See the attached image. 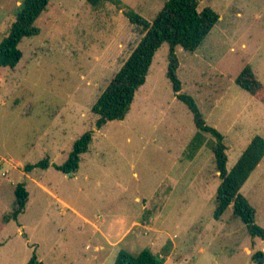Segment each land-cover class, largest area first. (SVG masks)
I'll use <instances>...</instances> for the list:
<instances>
[{
    "label": "rangeland",
    "instance_id": "1",
    "mask_svg": "<svg viewBox=\"0 0 264 264\" xmlns=\"http://www.w3.org/2000/svg\"><path fill=\"white\" fill-rule=\"evenodd\" d=\"M120 1L123 9L52 0L36 21L40 33L20 43V62L0 66V264H28L34 253L44 264H114L120 250L136 254L145 247L169 258L165 264H255L253 238L233 206L214 217L220 183L214 137L205 133L204 145L191 153L198 129L167 76V42L127 117L96 127L92 105L143 33L124 10L152 21L167 0ZM23 2L0 0V41ZM199 2L200 10L210 6L220 19L195 52L177 46L182 92L221 129L246 108L244 116L258 126L241 118L231 137H264V104L235 80L249 65L264 84V0ZM87 130L93 141L76 174L54 166L25 171L46 157L63 163ZM226 142L230 169L240 147ZM259 171V183L244 191L261 225L264 161ZM19 183L29 200L16 221ZM256 239L262 249L264 239Z\"/></svg>",
    "mask_w": 264,
    "mask_h": 264
},
{
    "label": "trees",
    "instance_id": "2",
    "mask_svg": "<svg viewBox=\"0 0 264 264\" xmlns=\"http://www.w3.org/2000/svg\"><path fill=\"white\" fill-rule=\"evenodd\" d=\"M52 0H24L8 31L0 41V66L14 68L23 57L20 43L26 37L40 33L36 25L37 19L48 10ZM94 7L111 3L121 8L120 0H87ZM199 0H167L155 18L150 21L132 10H124L130 22L142 28V36L135 45L121 68L114 74L106 88L100 93L92 111L98 115L96 127L103 128L109 121L124 120L131 110L137 90L146 83L150 67L157 51L164 43L169 44V62L167 76L173 84L178 99L183 101L193 113L194 123L198 129L191 140L190 150L194 154L206 142L205 133L214 137L210 143L215 157L220 183L216 191L215 219H221L224 212L233 206V212L247 225L252 238L264 239V227L256 222V208L241 192L245 182L264 158V137L255 135L234 164L228 168L229 156L225 135L216 127L209 125L203 112L191 94L182 92V81L178 76L179 58L177 46L195 52L218 23L220 15L212 7L199 9ZM236 83L264 103V84L256 77L252 68L247 65L236 77ZM93 141V130L85 131L73 143L67 159L61 163H51L44 158L36 163L25 165V171L34 168L47 169L54 166L57 170L70 173L78 170L82 154L90 149ZM17 205L13 211V219L18 221L19 215L26 209L29 191L25 183L15 188ZM263 255L255 253V258ZM165 256L145 247L134 254L122 249L116 256L114 264H164ZM28 264H44L34 253ZM262 264V263H259Z\"/></svg>",
    "mask_w": 264,
    "mask_h": 264
},
{
    "label": "crops",
    "instance_id": "3",
    "mask_svg": "<svg viewBox=\"0 0 264 264\" xmlns=\"http://www.w3.org/2000/svg\"><path fill=\"white\" fill-rule=\"evenodd\" d=\"M251 94V93H250ZM252 95V94H251ZM256 100H258L259 102H261V103H263L261 100H259L258 98H256L254 95H252ZM264 104V103H263ZM257 106V105H256ZM228 109H231L230 107H226L225 108V110H226V112H229L230 110H228ZM243 110V109H242ZM246 108L243 110V112H240V110H239V112H235V114H234V116H232V119H231V123L230 124H228L225 128H223L222 127V129L220 128L221 126L218 124V122H216L215 123V125H216V127H217V129L219 130V129H221V130H223L224 132H223V134L225 135V141H228V142H230L231 140L233 141H235V143L238 145V147H240V150H239V152L236 154V156H235V163H236V161L238 160V158L240 157V155L242 154V152H243V150L248 146V144L250 143V141L252 140V138L255 136L254 134H249L248 135V137L246 138V140H244L245 139V137H241V136H243V133L241 132L240 133V135L239 136H235V137H231L232 135H231V131H233V129L235 128V125L237 124V123H239V121L241 120V118H243L245 121L246 120H249V121H254L255 120V122H257L256 123V125L258 126V121H257V119L256 118H254V120H251L249 117H245L244 115H245V113H246ZM226 112H224V114L226 115ZM231 112H233V110L231 109ZM220 131V130H219ZM254 135V136H253ZM257 135V134H256ZM230 140V141H229ZM226 144H227V146H228V149H229V147H231V145L229 144V143H227L226 142ZM233 144V143H232ZM204 145V144H203ZM202 145V146H203ZM227 149V150H228ZM198 150H200V148L198 149ZM197 150V151H198ZM196 151V152H197ZM196 154V153H195ZM263 161H264V158L262 159V161L258 164V166L256 167V169L252 172V174L250 175V177L248 178V180L245 182V184L243 185V187H242V189H241V192L245 195V188L247 189V187H254L255 185H256V183H259L258 181H260V178H261V176H260V171H259V169L262 167V164H263ZM228 162H229V160H228ZM234 166V165H233ZM232 166V167H233ZM231 167V168H232ZM230 168V169H231ZM79 170V169H78ZM77 170V171H78ZM76 171V172H77ZM76 172L74 173V174H76ZM218 172V171H217ZM73 174V175H74ZM218 187V186H217ZM246 196V195H245ZM247 197V196H246ZM139 199V197H136V200H138ZM249 200V199H248ZM256 213H257V210H256ZM233 214H234V212H233ZM234 216H236L235 214H234ZM238 217V216H237ZM120 220V222H123V219H119ZM125 222V221H124ZM135 223H138V221H134V222H132V223H129L128 224V226H127V228H125V230L122 232V233H120L119 234V239L121 240L122 239V237H124L126 234H128L127 233V231L131 228V227H133L134 226V224ZM141 224V223H140ZM262 226H264V224L263 223H260ZM129 227V228H128ZM20 233H21V231H20ZM123 234V235H122ZM108 236V235H107ZM106 236V237H107ZM110 237H113V235H111ZM256 238H260V237H255V238H253V242H252V247H253V253H256V252H258V251H262L263 252V255H264V246L262 247V249H260V248H257V246H256V243H257V239ZM2 245V242H0V246ZM257 249H259V250H257ZM263 255H261L260 257H262ZM163 256V255H162ZM260 257H258V258H255L256 260H254V263L255 264H259V263H262V264H264V262H262V261H260L259 260V258ZM169 259V258H168ZM168 259H166V261H165V263H167L168 262ZM164 263V264H165Z\"/></svg>",
    "mask_w": 264,
    "mask_h": 264
},
{
    "label": "water",
    "instance_id": "4",
    "mask_svg": "<svg viewBox=\"0 0 264 264\" xmlns=\"http://www.w3.org/2000/svg\"><path fill=\"white\" fill-rule=\"evenodd\" d=\"M76 172V170H73L69 173V175H73ZM260 261L264 262V255L259 258Z\"/></svg>",
    "mask_w": 264,
    "mask_h": 264
}]
</instances>
